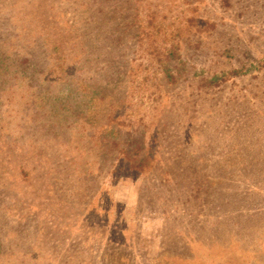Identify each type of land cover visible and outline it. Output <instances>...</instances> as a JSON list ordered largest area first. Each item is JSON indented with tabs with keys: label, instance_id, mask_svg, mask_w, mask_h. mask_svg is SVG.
<instances>
[{
	"label": "rangeland",
	"instance_id": "1",
	"mask_svg": "<svg viewBox=\"0 0 264 264\" xmlns=\"http://www.w3.org/2000/svg\"><path fill=\"white\" fill-rule=\"evenodd\" d=\"M213 1L135 0L134 6L140 10L144 22L149 20L150 15L167 31L183 29V35L185 31L195 32L202 24L206 27L202 20L204 16L222 17L228 14L225 20L229 23L217 29L218 37L221 33L238 36L243 30L246 37L240 41L238 49L242 54L246 52L261 58L264 55V37L258 35L263 21L261 15L256 17L258 19L252 13L244 19L239 17L241 6L250 1L230 0L226 3L223 0L225 5L231 4L226 6L227 12L217 9ZM72 2L75 3V0H0V37L9 43V47L30 52L31 62L37 63L31 73H39L44 68L43 54L55 58L56 54L69 51L76 43L73 38L75 32L65 26L76 12ZM256 2V6L260 7L263 1ZM105 4L112 5L108 1ZM91 12L92 20L95 14ZM81 17L84 16L76 18ZM188 17H193L194 21L187 22ZM249 22L257 25L253 29L257 37L250 42L247 40ZM93 26L99 27L96 24ZM80 32L84 34V26ZM164 32L155 35L157 41L153 43L158 48L164 43L163 39L169 40ZM93 34V40H98L100 34L94 31ZM89 39L91 35L87 32L83 40ZM145 42V50L140 49L141 45L135 40L130 46L132 74L117 97L120 105L117 102L101 105L104 113L118 118L115 122L118 131L126 134L131 131L141 142L145 139L154 161L150 174L131 177L122 173L114 178L113 184L109 177L113 175L107 174L110 161L104 160L102 170L99 169V146L87 141L86 135L80 142H75L79 144L78 148L73 145L68 151L63 149L65 158H57L62 150L58 143L62 139L56 141L53 137L42 135L47 152L37 153L29 138L34 122L25 120L37 110L34 108L33 89L14 86L0 98V112L5 115L0 120V264H264V217L258 221L261 228L256 235L244 239L238 232H222L223 229L218 232L207 222L209 219L205 214L204 219H200V211H195L207 198L204 193L207 187H210L211 193L212 182L220 179L221 174L213 170L215 163L222 160L225 165L238 157L236 150L222 152L227 143L222 136L227 128L221 124V131L214 133L219 120H225L223 112L220 114L218 111L221 104L217 99L220 98L212 99L204 95L195 102L190 93L181 94L179 86H164L166 78L159 71L158 57H152L156 51L149 56L150 49ZM81 45L84 47L85 43ZM83 51L87 50L83 48ZM90 53L96 55L95 50ZM205 53L210 58L208 63L215 67L228 60L218 58L220 52L214 47H209ZM245 59L243 56L240 62L234 59V66H237V61L242 64ZM257 76L252 81L248 77L234 80L236 83L230 91H224L225 95L242 94L251 87L256 94L254 101L263 103L264 70ZM166 87V91L171 90L168 95L165 94ZM51 95L46 93L47 97ZM207 102L214 105L213 113L208 112L211 105ZM168 104L175 105L176 113H180L176 116L180 123L172 124L171 112L163 111ZM252 116L255 118L252 112H249V117L243 115L247 121H252ZM22 132L26 133V137H19ZM184 142H194L196 147L204 142L213 143L205 153L206 158L201 161V164H208L209 169L200 173L191 169L193 165L188 163V158L196 157L194 153H189L191 149L182 152L185 154L182 158L188 163L186 166L173 161L183 149ZM76 152L80 158H74ZM75 159L81 160V165L75 163ZM56 162H60L61 166L53 167ZM80 166L89 169L87 172L92 171V175L102 179V182H107L108 188L114 186L116 201L106 193L96 198L93 181L89 182L92 185L87 195L83 194V189L77 190L76 183L80 186L84 183L77 176ZM229 172L224 175L229 176ZM225 176L220 179L222 183ZM150 180L146 192L148 196L139 206L141 186ZM152 182L159 183L160 198L151 190ZM163 196L166 203L160 201ZM174 200L176 206L173 205ZM165 204L171 210L164 211ZM213 221L214 218H211L210 222ZM203 223L207 226L199 235L197 232ZM190 238L197 241H190ZM187 241L192 245L181 248ZM20 250L21 253H31L22 255Z\"/></svg>",
	"mask_w": 264,
	"mask_h": 264
},
{
	"label": "trees",
	"instance_id": "2",
	"mask_svg": "<svg viewBox=\"0 0 264 264\" xmlns=\"http://www.w3.org/2000/svg\"><path fill=\"white\" fill-rule=\"evenodd\" d=\"M106 1L112 5H106ZM224 1L230 3V0ZM224 1L215 0L212 4H215L221 12H227L226 6L231 4L225 5ZM238 1L245 3L250 1L241 6L240 18L244 19L247 14L252 13L255 18L260 14L264 21V16H262L264 15V0L260 7L256 6V1L260 0ZM72 4L73 6L75 4L74 11L76 12L72 14V19H68L65 26L75 32L76 35L73 38L76 43L69 51L64 50L66 54L61 51V54H56L55 58L43 54L41 59L45 62V66L39 70V73L30 72L33 71L32 67L37 63L31 62L29 51L21 52L20 49H15V46L9 47V43L0 37V98L4 97L7 89L14 86L33 89L34 108L37 110L27 116L28 118L26 117L25 120L34 122L32 135L29 136L30 141L34 143V150L37 153L47 152L41 138L42 135L53 137L56 141L62 139L58 143L62 146V150L57 154V158H65L63 149L68 151L73 145L78 148L79 144H75V142H80L86 135L87 141L99 146L97 157L99 169L102 170L104 160L110 161L107 174L113 175L109 176L113 184L114 178L122 173L131 177L150 174L154 161L153 158L151 159L145 139H142L143 142H141L131 131H128L127 134L118 131L115 126L118 118L111 117V113H104L103 105H101L102 103L111 105L115 102L119 104L120 99L117 97L123 92V85L128 82L126 80H129V76L132 74L130 46L135 40L141 45L140 49L145 50L144 45L147 41V48L150 49L149 56L153 51H156V55L152 57H158L159 71L166 78L164 86L167 84L168 86H179L180 93H190L195 102L198 97L204 95H209L212 99L220 98L217 99L221 104L218 111L220 114L223 112L225 120H219L214 133L221 131V124L225 126L227 129L222 138L227 143L224 144L222 152L227 153L234 150L238 152L237 160L231 158L232 160L228 161L227 165H224L222 160L215 163L216 167L213 170L216 171L215 173L221 174L219 175L220 179L225 176L224 173L228 170L230 171L229 176H225L224 183L220 179L213 181L211 193H209L210 187H207L204 191L207 198H204L200 206L195 209V211H200L198 217L204 219L205 214L206 219H209L207 222L218 232L222 229V232L224 230L231 233L238 232L244 239L255 236L261 228L258 221H262L261 217H264V102L254 101L256 94L251 87L246 88L242 94L235 92L227 96L224 91L227 89L230 91L231 86L236 83L234 80L238 81L242 77H248L252 81L258 78L257 75L264 70V55L259 58L258 56L252 57L246 52L243 54L240 52L238 49L240 41L245 36L243 30L238 33V36L221 33V37H218L217 29L229 23L225 20L228 14L222 17L204 16L202 20L207 25L206 27L202 24L195 32L189 30L190 32L186 33L185 31L183 35V29L167 31L162 23H155V18H151L150 15H148L149 20L144 22L140 10L134 6L135 0H75V3L72 2ZM90 12L95 14V20H91ZM80 16L84 17L76 18ZM192 21H194L193 17L187 18V22ZM263 21L258 28V35L264 37ZM93 24L99 25V27L95 28ZM255 24H251V22L248 24L250 31L248 42L257 37L254 35L255 31L253 32V29L257 27ZM83 26V35L87 32L91 35L89 41L83 40L82 32L78 33L81 28L83 29ZM93 31L102 34V36L99 35L98 40H93L95 39L92 37V35L95 37ZM163 31H165L164 36L169 37V40L163 39L164 43L158 48L153 43L157 41L155 35ZM205 41L208 43H204ZM167 42H169V46H167ZM84 43L86 46L82 47L81 44ZM90 43L93 45H89ZM149 44L152 45L149 46ZM209 47L218 49L220 52L218 58H227L228 60L222 61L223 65L216 67L208 63L210 58L206 56L207 53L204 55L203 52ZM83 48L87 51H83ZM94 50L96 55L90 53ZM242 56L246 59L240 64L239 59ZM234 59L239 61L236 60L237 66H234ZM148 60L147 65H149ZM152 62L154 63V61ZM86 66L88 67L85 68ZM170 91H166L165 94L168 95ZM46 93L52 95L47 97ZM262 93L264 94V91ZM45 97L47 98L45 99ZM207 104L211 105L208 102ZM213 106L212 104L211 107H208V112H214ZM163 111L171 112L172 124L173 122L180 123L176 117L180 113H176L174 104H168ZM249 112L255 116V118L252 116V121H247L243 117V115L249 117ZM3 116L5 115L0 112L1 121ZM166 117L169 118V115ZM192 133L194 135V132ZM18 135L20 138L26 137L25 132ZM212 145L211 142H204L196 147L194 142L189 144L184 142L182 143L183 149L173 158V161L178 165L192 162L193 168L191 169L195 173H200L203 169L206 170L210 167L208 164H201V161L206 158L205 153L211 149ZM189 149H191L189 153H194L196 157L190 155L191 158H188V163H186L185 158H182L184 154L182 152L186 153ZM74 158H80V155L76 152ZM74 161L81 165V160L75 159ZM58 164L61 166L60 162H56L53 167H58ZM82 166H80L79 174L76 175L80 176L84 183L83 186L76 183L77 190L83 189V194L87 195L92 184L96 187L99 185L97 188L95 187L96 198L100 197V194L106 193L110 195L111 200L116 201L113 195L114 186L108 188L107 182H102V179L92 175V171L87 172L89 169ZM90 181L93 183H89ZM150 182L151 180L141 186L139 206L148 196L146 192H148ZM159 183L152 182L151 190L160 198ZM160 201L166 203L164 196ZM176 204L174 200L173 205L176 206ZM163 207L166 212L171 210L167 209L170 206L167 207L166 204ZM172 210L180 213L174 208ZM211 218H214L213 222H210ZM206 226L205 223L201 224L197 233L202 234ZM190 241H197V239L190 238ZM190 241L185 242L181 248L192 245ZM29 253L31 252L21 253V250L19 252L22 255Z\"/></svg>",
	"mask_w": 264,
	"mask_h": 264
}]
</instances>
